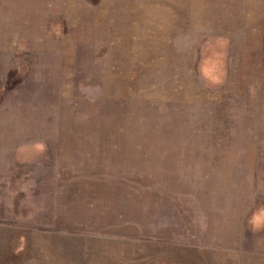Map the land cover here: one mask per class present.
<instances>
[{"label":"rangeland","instance_id":"rangeland-1","mask_svg":"<svg viewBox=\"0 0 264 264\" xmlns=\"http://www.w3.org/2000/svg\"><path fill=\"white\" fill-rule=\"evenodd\" d=\"M264 0H0V264H264Z\"/></svg>","mask_w":264,"mask_h":264},{"label":"clouds","instance_id":"clouds-1","mask_svg":"<svg viewBox=\"0 0 264 264\" xmlns=\"http://www.w3.org/2000/svg\"><path fill=\"white\" fill-rule=\"evenodd\" d=\"M260 219L261 220H264V214L261 215Z\"/></svg>","mask_w":264,"mask_h":264}]
</instances>
